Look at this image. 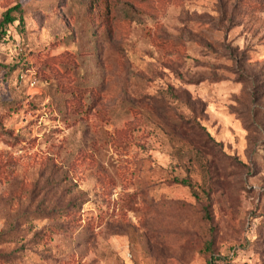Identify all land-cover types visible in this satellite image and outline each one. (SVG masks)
Masks as SVG:
<instances>
[{
  "label": "rangeland",
  "instance_id": "374dc122",
  "mask_svg": "<svg viewBox=\"0 0 264 264\" xmlns=\"http://www.w3.org/2000/svg\"><path fill=\"white\" fill-rule=\"evenodd\" d=\"M15 5L0 264H264V0Z\"/></svg>",
  "mask_w": 264,
  "mask_h": 264
},
{
  "label": "trees",
  "instance_id": "16d2710c",
  "mask_svg": "<svg viewBox=\"0 0 264 264\" xmlns=\"http://www.w3.org/2000/svg\"><path fill=\"white\" fill-rule=\"evenodd\" d=\"M19 7L17 5L7 9L2 15L0 20V42L2 41V38L5 36L6 28L7 26L11 25L12 23L18 21L19 25L23 24V18L19 16L17 19L14 17L13 13L18 12L17 10ZM79 96V95H76ZM76 96L74 98H76ZM81 97V96H79ZM203 106V105H202Z\"/></svg>",
  "mask_w": 264,
  "mask_h": 264
}]
</instances>
